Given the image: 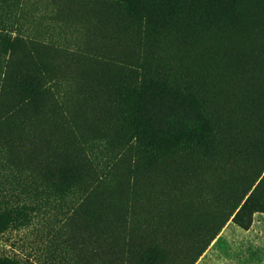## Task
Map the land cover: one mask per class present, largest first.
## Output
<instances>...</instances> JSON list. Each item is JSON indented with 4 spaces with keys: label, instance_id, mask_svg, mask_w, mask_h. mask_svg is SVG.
<instances>
[{
    "label": "trees",
    "instance_id": "16d2710c",
    "mask_svg": "<svg viewBox=\"0 0 264 264\" xmlns=\"http://www.w3.org/2000/svg\"><path fill=\"white\" fill-rule=\"evenodd\" d=\"M99 1L110 3L127 40L129 54L126 61L105 59V63L114 65L118 71V79L110 81L112 92L106 103L142 108L135 120H143L147 125L146 136L135 145L127 144L124 157L135 155L136 163L146 162L154 179L161 170L170 174L166 170L178 161L199 159L200 163L205 162L214 151L235 157L222 165L225 172L245 165L251 167V173L241 175L245 183L231 181L236 194L241 193L237 198L226 195L225 191L218 194L226 212L218 218L219 222L206 237L201 251L189 263L194 264L232 217L243 227H250L252 218L245 222L239 216L253 203L264 184V2L258 10L241 12L235 7L236 0ZM239 17L241 22L233 23ZM216 19L230 20L231 26L236 24L245 36L238 38L234 34L225 43L226 47L223 43L217 49L205 45V37L199 30L215 27L216 22L207 23ZM227 25L229 23H221V26ZM221 26L217 24L216 29ZM251 31L256 33L249 37ZM178 44L182 48L175 47ZM230 60H233L231 64ZM32 78L37 81L38 88L32 94L27 91L30 96L23 99L24 107L35 93L45 95L49 92L42 75L33 74ZM92 81L94 79L83 86L87 109L91 104L96 103L98 107L103 103L96 100ZM114 108L119 110L117 106ZM117 114L123 115V112ZM98 119L102 120L101 116L95 117V122ZM109 119L113 121L115 117ZM155 122L160 126L157 131L153 130ZM82 125L88 129L96 126L93 121L85 120ZM240 126L242 128L238 129ZM249 126L253 127V133ZM79 128L76 134L67 136L54 134V129L48 128L44 132L47 134L38 135L39 139H44L37 142L30 140L35 130L30 129L24 133V136L28 133V144L20 143L21 163L25 168H34L35 177L41 181V192L47 195L44 205L49 204L50 194H53L59 203L62 202V209L64 205L67 209L62 218L56 216L49 222L46 237L52 238L50 244L56 246L55 251L50 246L48 250L62 259L72 257L77 264H96V258L122 260L128 264H162L167 239L172 240V234L179 232L171 230L177 220L147 211L144 212L149 214L140 217L138 214L142 211L134 212L139 203L135 200L123 215L98 214L96 192L104 182L99 180L96 185L94 168L90 181L80 182L84 172L89 174L94 167L93 154L88 148L96 138L87 142L79 134H83ZM223 132L228 134L223 136ZM41 144L46 146L40 148ZM34 147L38 148L33 151ZM116 147L121 148L119 154L123 157L124 148L120 144ZM240 155H243L242 161ZM36 162L41 165L39 168L34 166ZM243 162L245 164L241 165ZM182 176L184 174L180 173L176 183L180 187L179 195L185 196L192 182L189 177ZM173 179L170 177L169 182ZM38 205L26 201L12 206L13 209H0V227L9 222L29 220ZM179 216L183 219L184 214ZM207 226L205 221L197 224L200 231ZM118 229L125 233L123 237L117 235ZM96 247L100 253H96ZM109 249H112L110 256L106 253ZM0 264L19 263L0 258Z\"/></svg>",
    "mask_w": 264,
    "mask_h": 264
},
{
    "label": "rangeland",
    "instance_id": "374dc122",
    "mask_svg": "<svg viewBox=\"0 0 264 264\" xmlns=\"http://www.w3.org/2000/svg\"><path fill=\"white\" fill-rule=\"evenodd\" d=\"M263 2L236 0L235 7L241 12L258 10ZM116 18L108 1L0 0V209H13L12 206L26 201L39 204L29 220L9 222L0 227L2 259L19 264H77L72 257H56L53 253L56 245L50 244L52 238L46 237L50 220L56 216L62 218L63 211L67 209L65 205L62 209V202L59 203L53 194H50L49 204L44 205L47 195L41 192V181L33 173L36 171L25 168L21 163L20 143L28 144V133L27 136L24 133L30 129H35L30 137L33 142L43 140L38 135L47 134L44 132L48 128L54 129V134L67 136L76 134L78 126L83 133L79 134L87 142L96 138L88 148L93 154L94 167L89 174L84 172L80 182L90 181L93 168L96 185L99 180L104 182L96 192L98 214L123 215L135 200L139 203L134 212L142 211L138 214L140 217L147 212L152 215L162 213L165 218L172 216L177 220L171 230L178 229L179 232L172 234V240L167 239L162 264H189L193 261L219 222L218 218L226 212L218 194L225 191V194L237 198L241 193L236 194L231 181L245 183L241 175L251 173L250 165L225 172L222 165L235 157L214 151L205 162L181 160L166 170L170 174L161 170L154 179L146 162L136 163L135 155L128 159L124 157L127 144L135 145L146 136L147 125L143 120H135L142 108L124 103L108 106L106 103L112 92L110 81L118 79V71L114 65L105 63V59L126 61L129 55L127 40ZM239 21L241 17L233 23ZM215 22L220 26L221 23L229 25L218 30L216 25L200 29L205 45L217 49L223 43L226 47L225 43L234 34L238 38L245 36L236 24L231 26L230 20L216 19L207 24ZM254 33L251 31L248 36ZM175 47L182 48L179 44ZM175 57L173 54L172 58ZM33 74L43 76L49 92L45 95L35 93L24 107L23 99L30 96L27 91L32 94L38 88ZM92 79L96 100L103 103L98 107L96 103L91 104L87 109L83 86ZM121 112L123 115L117 114ZM100 116L102 120L99 118L95 122L94 118ZM110 117L115 119L111 121ZM83 120L93 121L96 126L84 128ZM159 127L157 122L153 124L154 131ZM248 128L253 133V127ZM225 134L228 133L223 136ZM118 144L124 148L123 157L119 154L121 148L116 147ZM45 146L41 144L40 148ZM37 148L34 147L33 151ZM242 159L243 155H240L239 160ZM34 166L39 168L41 165L36 162ZM180 173L184 174L182 178L189 177L192 182L185 196L179 195L180 187L176 183ZM170 177L174 179L169 182ZM179 214H184L183 219ZM249 218H252V223L245 228L232 217L194 264H264V184L253 203L239 216L245 222ZM204 221L208 222L207 229L200 231L197 224ZM116 231L122 237L125 234L122 229ZM48 246L54 251L50 252ZM111 251L106 250L108 256ZM96 253H100L97 247ZM96 264L128 263L96 258Z\"/></svg>",
    "mask_w": 264,
    "mask_h": 264
},
{
    "label": "crops",
    "instance_id": "0c3cea01",
    "mask_svg": "<svg viewBox=\"0 0 264 264\" xmlns=\"http://www.w3.org/2000/svg\"><path fill=\"white\" fill-rule=\"evenodd\" d=\"M238 264H240V262H238Z\"/></svg>",
    "mask_w": 264,
    "mask_h": 264
}]
</instances>
